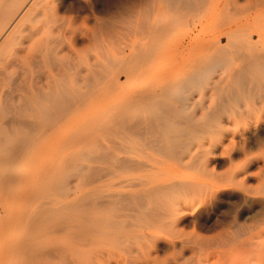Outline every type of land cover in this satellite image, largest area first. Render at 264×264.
Segmentation results:
<instances>
[{
  "label": "rangeland",
  "instance_id": "obj_1",
  "mask_svg": "<svg viewBox=\"0 0 264 264\" xmlns=\"http://www.w3.org/2000/svg\"><path fill=\"white\" fill-rule=\"evenodd\" d=\"M178 1L181 3L180 0ZM183 1L187 2L188 0ZM33 2H38V4L34 6L33 12L30 11L29 20L36 27H40L42 33L37 38L41 42H44V39H48V42L51 41L46 42L54 45L49 46L51 47L49 51L53 52L52 55L48 52L47 56L50 57L48 56L49 58L46 57L44 62L41 60L40 62L38 58L35 59L36 56L32 57V54H38L34 52L38 46H34L33 49L26 48L30 44L26 37L24 40V37H21L12 44H7L6 53L2 55V59H5L0 62H7L8 59L12 60L16 55H21L23 48V51H26L28 55L24 64L20 66L17 63L20 68L16 65L12 67L17 72H13V75L9 76V78L12 77L9 79V83L6 82L8 77L0 75L2 76L0 85L6 90V94L8 93V96L5 95L4 98L12 101L18 94H26L27 87L33 82H35L34 85H41L48 72H51L48 70L49 67L54 69L51 73H57L56 71L62 70L64 66L66 69H70L71 64H73L72 68L77 66L81 70L89 64H93L97 65L99 69L102 67L101 76L105 74L98 87L96 101L91 105L93 107L89 106L78 118L77 123L66 122L67 126L62 131L49 136L50 145L44 161L45 167H34V176L29 180L31 183L28 186L33 187H31L33 190L30 189V192L27 193L30 195L19 197L10 214L1 213V220L10 219V227H7L10 230L7 228L5 232L2 230L1 236L3 237L4 234L11 236V233L15 231V235H12L15 238L11 236L14 246L2 264H23L21 262L24 260L26 262L24 264H42L43 262V264H51V262L52 264H61L57 262H61L65 258L63 261L66 263L64 264H126V244H133L136 236L140 234L139 231L132 229L135 226L131 225V222L126 218L130 213L126 202L129 186L126 184L129 185L128 180L131 176L138 177V173L141 172L142 175L149 174L148 177L145 176L146 179L149 177L150 180L160 178L161 175H157L161 174L163 168L172 165H177L176 167L180 169L181 173L177 176V180L182 184L185 181L184 186L186 187L172 193L173 196L175 195V203L170 211L169 219L166 220L169 221V225L157 230L161 235L160 245L167 247L166 249L163 247V250L168 252V255L158 252L159 256L163 257L161 259L158 256L159 259L168 264H195L198 259L204 257L199 254L201 251L199 247L202 244L211 247L209 252L212 253L217 249L218 244L234 234L235 227L240 226L239 228H241L243 225L245 227H242V232L247 231L246 235L249 234L252 241L261 240L262 242L259 243L264 245V1L197 0L195 2V0H191L192 3H201L204 8H208L206 15L203 16L202 10H200L193 15V19L192 15L185 17V15L182 16L176 12L181 5H177V0H41L40 2L39 0H22L24 4L15 16V23L29 10V6L32 7ZM209 5L216 6L210 8ZM240 19L248 20V25L239 33H234L232 38L235 41L233 42H238L233 43L235 46H230L232 55L229 53L221 59L212 55L210 58V55H206L209 57L208 63L210 60L215 61V58L223 63L211 66L210 71H206L204 79L200 80V84L196 83L190 86L194 89L187 88L186 90L184 88L182 90L176 79L177 73L182 70L178 52L172 53V56L167 59L166 51L159 54V51L156 50L166 46L169 49L170 46L176 47L190 28L195 30L192 36H201L200 30L203 26L210 29L211 36H214L225 31L229 25ZM9 25L10 23L1 32L3 34H0V37H4L8 33L5 32ZM160 28L168 30L161 33L162 29L159 30ZM255 28H259L263 32V40L252 48L243 46L238 52L237 46L243 44L247 33ZM156 30H159L160 34ZM164 33L166 36H161L163 39H160L161 37L158 36ZM155 37L160 40H156ZM239 42L241 43L239 44ZM156 44L160 47L158 46V48ZM11 49L12 51H10ZM240 51L241 54L238 55ZM236 52L237 54H235ZM250 52L253 55H250ZM247 55L250 58L255 57L256 63L248 65ZM37 59L40 63H34L37 62L35 61ZM30 60H34L33 63L30 64ZM174 61L176 63L171 68ZM4 62L3 64L6 65ZM243 62L245 64H242ZM3 64L0 63L2 65L0 70L6 68ZM106 64H109L108 69L105 68ZM67 65L70 66L67 67ZM29 66L30 69H28ZM58 66L61 69L55 70ZM16 67L21 70H16ZM44 68L47 73L46 71L44 73ZM147 68L152 71H148ZM166 68H171L169 74L163 76L156 74V70H165ZM22 71L24 72L22 73ZM2 72L4 73L1 71L0 74ZM17 73L21 74L17 75ZM27 76L33 78V81L28 80ZM126 76H128L127 79ZM5 78L7 80L1 81ZM24 78H27V81ZM162 81L170 82L171 95H176V98L187 96L182 107L183 110H186L181 111L180 109L177 113L180 116H189L188 118L182 117L186 118V121L184 125L180 126L181 129H179L180 127L179 130L177 129L176 133H184L188 127L194 133L192 131V134L190 132L187 135L189 139L188 137L185 139V150L183 149L182 156L177 159L178 163H176V159H169L145 148L134 155L136 160L143 162L140 172L131 175L126 168V160L129 156L126 152V126H128V120L135 108L133 106L132 109H127L129 108L126 103L127 95L133 91L145 89V87L154 89ZM4 85L11 88L6 86L5 88ZM195 85L197 86L195 87ZM214 85L217 86L214 88ZM24 87L27 92L21 91L24 90ZM9 88L13 91L9 92L10 90H8L7 92ZM185 92L189 94L186 95ZM10 101L7 103L12 105ZM149 108L153 109L152 106ZM102 126L105 129H101ZM106 126L110 128L109 135L104 134L107 131ZM186 126L187 128H184ZM95 127L98 128L95 129ZM119 164L121 166H118ZM90 165L96 171L92 170ZM114 166L118 168L115 170ZM203 166H206L205 174L201 171ZM85 168L88 171L84 174L87 178L82 175ZM89 168L95 175L92 178L91 174L88 175ZM107 168H111L110 171L106 170ZM144 168L146 169L144 170ZM77 171L79 174L76 173ZM103 171H107V174ZM157 171L158 174L154 177ZM77 174L80 179L85 178L83 180L88 179V181L86 180V183L79 181ZM38 179L42 182L41 185H39ZM51 179H56L52 183L57 182L56 184L60 187L62 183L63 193L44 191L50 187ZM80 183L82 184L78 186ZM63 188L65 189L63 190ZM77 189L80 190L77 191ZM32 191L38 195L31 194ZM56 194L58 195L55 196ZM77 194L78 196H76ZM50 196L53 197L50 198ZM52 198L58 200L53 203ZM39 199L43 201L50 199L51 201L40 203ZM25 200H27L26 203ZM62 203L65 205L62 206ZM23 204L25 205L22 207ZM61 208H64L65 211ZM32 212H37L39 216H35V219L38 217L37 221H35ZM35 213L34 215H36ZM48 217L51 218L48 219ZM177 217H185L184 222L178 227L173 224ZM39 221H47V223L41 222V224ZM15 224L17 225L15 226ZM32 225L36 227H32ZM14 226L17 228L15 229ZM56 228H59L61 232H58ZM24 229L27 230L25 233ZM56 233L62 237H58ZM73 234L74 236H72ZM25 240L27 243H24ZM36 241L37 243L41 242L37 245L38 247L33 245L37 244ZM30 246H33V249H28L32 248ZM24 248L28 250L24 251ZM56 249H60V252L65 254L53 255L54 252L51 253V250L60 253ZM34 250L45 253H41V256L44 255L42 256L43 260H39L41 257L37 258L38 261L36 260L34 255L39 252ZM26 255L32 259L25 258ZM17 256L19 258L16 259ZM54 256L59 259L56 257L58 260L55 261ZM6 260L8 261L6 262Z\"/></svg>",
  "mask_w": 264,
  "mask_h": 264
},
{
  "label": "bare ground",
  "instance_id": "obj_2",
  "mask_svg": "<svg viewBox=\"0 0 264 264\" xmlns=\"http://www.w3.org/2000/svg\"><path fill=\"white\" fill-rule=\"evenodd\" d=\"M40 1L41 0H39V2ZM192 1H194V0H192ZM196 1L197 0H195V2ZM260 1H264V0H260ZM180 2L181 3H179V1L177 0V5L178 4H181V5H179L178 9L176 7V9H177L176 12H179L180 13L179 15H182V16L185 15V17H186V15H192V18L194 19L193 15L196 14L197 11L199 12L200 10H202V14L204 16V15H206V12L208 10V8H206V7L204 8L202 6L203 4H201V3L195 4V3H192L191 0H188L187 2L180 0ZM24 3H22V0H0V34L1 35L3 34L1 32L10 23L9 27L6 29V32H5V33H7V32L8 33L4 37H0V61L5 59V58L2 59V55L6 53V50H7L6 45L12 44L14 41L21 39V37H24L23 40L26 37L28 39V43L30 42L29 46H27L26 48L33 49L34 46H38L36 48V50L34 49V52L35 53L37 52L38 54L37 53H36L37 55L32 54V57L36 56L35 59L38 58L39 61L41 60L42 62H44L46 60V57L49 56V55L47 56L48 52L50 55H52L51 53L53 51H49V48L51 49V47H49V46H54V45L48 44L49 42H51V41L48 42L47 41L48 39L47 40L44 39L45 40L44 42H46V41L48 42V43L46 42L48 44L47 45L46 43L41 42L37 38V36L40 33H42V31L40 30V27L39 28L36 27L29 20V17H28L30 14V11L34 10L33 8L35 5L38 4V2H33L32 7L29 6V10L26 11L24 16L21 17L19 20H17L15 23V20H16L15 16H16L17 12L21 9V7ZM177 5H175V6H177ZM209 6H210V8H215L216 5H209ZM255 7H257V6L255 5ZM178 10H180V11H178ZM247 25H248V20H241L240 19V20H237L236 22H234L232 25H229L225 29V31L221 32L220 34L214 35V36H211V34H210L211 30L210 29L203 26L200 30L201 36H198V37L192 36V33L195 30H194V28H190L189 31H187L186 34L184 35V38L180 39V41L178 42L176 47L170 46L171 48L169 49V47L166 46V47H161L160 50H156V51H159V54H162L163 52L166 51L168 54L167 59L172 56V53L178 52V54H179L178 58L180 59L179 61H180L182 70H181V72L177 73L176 77L177 76L178 77L177 78L175 77V78L177 79V81L179 83V84L178 83L177 84L179 86L181 85L182 90L184 88H186V90H187V88H190L191 85H194L196 83H197V85L200 84L199 83L200 80L202 78L204 79V77H205L204 75L207 74L206 71L207 70L210 71L211 66H218L219 64H222L223 62L220 63L219 59L223 58L224 56H227V54H229V53H230V55H232L231 51H230L232 49L230 46H232L233 43L238 42V41L233 42L235 40L232 37H233L235 32L239 33L240 30L245 29ZM24 26H26V27L24 28ZM160 27H162V26H160ZM162 28H160L159 30H161ZM45 29H46V27H45ZM45 29H44V31H45ZM159 30H156V31H158V34H160V32L161 33L165 32L168 29H166V30L162 29V31H160V32H159ZM164 34H161L158 37L159 38L161 36L165 37L166 34L165 35ZM159 38L156 39V37H155L156 40H158ZM160 39H163V38L161 37ZM262 40H263V32L259 28H255L252 31L247 33L245 41L243 42V44L238 45V46L236 45L237 46L236 50L238 51L239 49H242L243 46L246 48H252L255 45L259 44ZM158 41H156V42H158ZM160 42H162V41H160ZM16 43H18V42H16ZM240 43L241 42H239V44ZM19 44H20V42H19ZM57 45L59 46V44H57ZM158 46L159 45H157V47ZM233 46H235V45H233ZM10 47H12V46L10 45ZM229 47H230V49H228ZM106 49H107V47H106ZM23 50H24V48L21 49V55L20 54L16 55L14 57V59H12V60L8 59V61L6 60L7 62H4V61L0 62L1 64H3V62L6 63V65L3 64L4 67L6 66V68L4 70L3 69L0 70V72L4 71V73L2 72L0 75H2L3 77H8V80H7V78H5L1 81L4 82L5 80H7L6 82L9 83V79L12 78V77L9 78V76L11 74L13 75V72L14 73L17 72V71H14L12 69V67L14 65L19 67L18 64L21 66V64H24L26 62L28 53L26 51H23ZM10 51H12V49ZM235 54H237V52ZM240 54H241V51H240V53H238V55H240ZM206 55H210L209 56L210 58L212 55L213 57L215 56L219 59L217 60L215 58L214 59L215 61L210 60V63H208L209 57ZM250 55H253L252 52H250ZM6 56H7V54H6ZM48 58H47V60H48ZM248 58H249V59H247L248 65H252V64L256 63L255 57L250 58V56H248ZM31 59H34V58H31ZM38 59L35 60L37 62H34V63H40L41 61L38 62ZM104 59H106V58L104 57ZM204 59H206L207 61ZM32 61H34V60H30L29 63L30 64L33 63ZM109 61H110V59H109ZM175 63H176V61H174L172 63L171 68L174 67ZM41 64H43V63H41ZM109 64H106L105 68L107 67V69H108ZM242 64H245V63L243 62ZM63 65H65V64H63ZM71 65L73 67V64H71ZM0 66H2V65H0ZM37 66H39V65H37ZM69 66L70 65H67V67H69ZM17 67H16V70L18 69ZM39 67L42 68V66H39ZM59 67L60 66L55 68V70L61 69V67L60 68ZM72 67L70 66V69H68V68L66 69L64 66L62 68V70L56 71L57 73H55V72L51 73L52 70H54V69H50V67H49L48 70L49 71L51 70V72H48V74L45 76L42 84L41 85H34L35 82H33L32 85H30L29 84L30 82L27 83V84H29L28 87L26 86L28 89V92H27V90H25V87H24V90H21V91H26L27 92L26 94H20L19 95L18 94L19 91H18L17 92L18 96L15 95L17 98L14 96L16 99V102H15V99H13L14 97L13 98L9 97V98L13 99L12 101L6 100L5 99L6 97L4 98L5 95L8 96L7 95L8 93L6 94V92H5L6 90L3 88V86L0 85V216H1V213H3V212L10 214V212L15 207L17 199L21 196H26L27 193L30 192V189L33 188L32 186L28 187L31 183L29 180L34 176V172H35L34 167L35 166L45 167L44 161L46 159V154H47V151H48V148L50 145L49 136L51 134L62 131L67 126L66 122H69V124L75 123L78 120V118L81 116V114H83L89 108V106H90V108L93 107L91 105H93L94 102L96 101L98 87L101 84V80H103L102 76L105 74L104 73L101 76L102 67H100V69H99V68H97V65L94 66L93 64H89L84 69L82 67H80L83 70L78 69L77 66H76V68H72ZM240 67H241V64H240ZM1 68H3V67H1ZM9 68H11V69H9ZM30 68L31 67L29 66L28 69H30ZM171 68H166L165 70H162V69L156 70L157 71L156 74H158V76L167 75L171 72ZM23 69H25V68L23 67ZM28 69H25V70H28ZM33 69H35V68L33 67ZM44 69H43L44 73H45V71L47 73V70L46 69L44 70ZM239 69H237V70H239ZM20 70L18 69V71H20ZM104 70L107 71L106 69H104ZM147 70L152 71L148 68H147ZM31 71H32V69H31ZM34 71H36V70H34ZM23 72L24 71H22V73ZM106 73L109 74L108 72H106ZM19 74H21V73H19ZM19 74L17 73V75H19ZM42 75H43V73H42ZM2 76H0L1 77L0 79H2ZM29 76L31 77L32 75H29ZM29 76H27V78H29ZM99 76L102 78H100ZM27 78H24V79H26V81H27ZM127 78H128V76H126V79ZM30 79L31 78H29L28 80H30ZM32 79H31V82L33 81ZM41 79H42V77H41ZM219 80H221V79H219ZM36 81L38 82V80H36ZM163 81H165V80H163ZM163 81L158 87H156L154 89L150 88V87H148V88L145 87V89L136 90L135 92L133 91L132 93L127 95V102L126 103H127V107H129L127 109H132L133 106L135 108V111H134V109L132 110V116L128 120V126H126V144H127L126 152L129 155L128 159L126 160V168L128 169V171L130 172L131 175H133L134 173H136L138 171L140 172V170H141L140 168L142 167L143 162L139 161L138 159L136 160L134 155L137 152H141L145 148H148V149H150V151L155 152L159 155L162 154L169 159H174V160L176 159L175 161H176V163H178L177 159H179L180 156H182L181 155L183 153L182 151L185 148L184 147L186 144L185 139L188 137L187 135L190 132H191L190 134H192L193 130L190 129L189 127L187 128V126L184 128H187L188 132L187 131H185L184 133L182 132L181 133L182 135L176 133L177 129L180 126H182V124L184 125V122L186 121L185 120L186 118L184 119L182 117L188 118V116H189V115L180 116L177 113L180 109H181V111L183 110L182 109V107L184 105L183 102L187 100V96H185V97L178 96L176 98L175 97L176 95L175 96L171 95L170 89L172 86H171L170 82H167V81L163 82ZM12 82L14 83V81H12ZM201 83H203V82H201ZM9 85L11 86L13 84H9ZM197 85H195V87ZM5 86L10 87L8 85H4V87ZM216 86L217 85H214V88ZM22 87H21V89H22ZM181 87H179V88H181ZM10 88L7 89V92H8V90H10L9 92L13 91ZM191 89H194V88H190L189 90H191ZM182 90H180V91H182ZM21 91L19 93H21ZM22 93H24V92H22ZM187 93L185 92L186 95L189 94V93L188 94ZM190 94H191V92H190ZM8 101L12 102V105L8 104L7 103ZM13 101H14V103H13ZM151 106L153 109L149 108ZM136 108H137V110H136ZM185 110H183V111H185ZM186 112H184V113H186ZM181 113H183V112H181ZM127 114H129V112H127ZM126 118H128V117H126ZM187 122H188V119H187ZM119 125H122V124H119ZM199 125H201V124H199ZM199 125H197V126H199ZM123 127H124V125H123ZM199 127H201V126H199ZM96 128H98V127H95V129ZM101 129H105V127L102 126ZM109 129L110 128L107 127V129H106L107 131L104 134L109 135L108 134ZM179 129H181V127ZM182 130H184V129L182 128ZM193 133H194V131H193ZM101 134L103 136V133H101ZM107 135L106 136L104 135V136L107 137ZM188 139H189V137H188ZM187 142H189V140H187ZM64 160H65V158H64ZM90 161H92V160H90ZM71 163H73V162H71ZM186 164H190V163H186ZM191 164H193V163H191ZM118 166H121V165L119 164ZM176 166L177 165H172V166L163 168L164 170L162 172H160L161 174H158V171H157V173H155L154 177L156 176V174H158L157 176L161 175L160 178H157V179L152 178L153 180H150L151 179L150 177L148 179H146L145 176H147V175L149 176V174L142 175L143 173L141 172L142 174L138 173V175H139L138 177L131 176L130 179L128 180L129 185L128 184H126V185L129 186V194H128V197L126 199V202H127V207L130 210V213L127 214L126 218L131 222V225L135 226V228H136V229L135 228H132V229H134V231H136V230L139 231L140 234L136 236V240L134 241L133 244H130V245L126 244V254H127L126 264L128 262H130L131 264H164L165 263L164 261L161 260V259H163V257L159 256L158 252L166 253V250H163V247H164V249H166L167 247L165 248V246L162 247V245H160L161 235L157 230L160 228H163L164 226L169 225V221H166V220L169 219V216L171 215L170 211L173 209L174 203H175L174 202V199H175L174 196L175 195L173 196L172 193L177 189H183L184 187H186V186H184L185 181L182 184L181 182H179L177 180V176L179 175V173H181V171ZM69 167H71V166H69ZM90 167H92V170H95V169H93L94 168L93 166L90 165ZM114 167H116V166H114ZM86 168L84 169L85 171L83 170L82 175H84L85 172H88ZM98 168H100V167H98ZM117 168L118 167H116L114 169L116 170ZM119 168H121V167H119ZM183 168L186 169V167H183ZM110 169L111 168H107L106 170L110 171ZM145 169L146 168H144V170ZM88 170H90V168ZM56 171H58V170H56ZM80 171H82V170H80ZM104 171H105V169H104ZM201 171H202V173L205 174L207 172L206 166H203ZM60 172H62V171H60ZM66 172H69V171H66ZM78 172L79 171H77L76 173H78ZM151 172H152V170H151ZM42 173H44V172H42ZM42 173H39V174H42ZM58 173H59V171H58ZM92 173L93 172H91V170H90L88 175H90V174L93 175ZM96 173H94V174H96ZM104 173L107 174V171ZM44 174L46 175L47 173H44ZM78 174H77V177H79ZM45 175H43V176H45ZM91 175H90L91 178L95 176V175H93V176H91ZM45 177H44V179H45ZM84 177L87 178L86 175H84ZM85 178H83V179H85ZM127 178H129V177H127ZM79 179H80V177H79ZM83 179H80L79 181L85 182V183L88 181V179H86L87 181L83 180ZM55 180L56 179L52 180L51 182L49 181V182L52 183L53 181L55 182ZM37 181H39V179ZM230 181H232V180H230ZM39 182H38V184H39ZM41 183L42 182H40L39 185H41ZM50 183H49L50 187L44 191H46V192H49V191L53 192L54 191L58 194L63 193L62 188H61L62 183L60 184L61 187L56 184L57 182L52 183V184H50ZM85 183H83V184H85ZM36 184H35V186H37ZM45 184H47V182H45ZM81 184L82 183H80L78 186H80ZM226 184H228V183H226ZM32 185H34V184H32ZM41 187H43V186H41ZM43 188L45 189V187H43ZM38 189H41V188H38ZM64 189L65 188H63V190ZM185 189H187V188H185ZM78 190H80V189H77V191ZM44 191H42V192H44ZM181 191H183V190H181ZM181 191L180 192L178 191V193H181ZM32 192H31V194H34V192L33 193ZM42 192H40V193H42ZM66 192H65V195L67 194ZM36 193H37V190H36ZM45 194H47V193H45ZM58 194H56L55 196H57ZM174 194H177V193H174ZM28 195H30V194H28ZM28 195H27V197H28ZM34 195H38V194H34ZM76 196H78V194ZM27 197H25V198L27 199ZM29 197H32V196H29ZM51 197H53V196H50V198ZM34 198H35V196H34ZM54 198H52V200H54ZM42 199H39L40 203L44 200V199L43 200ZM28 200H30V199H28ZM48 200H50V199H48ZM48 200H45L43 202H46ZM55 200H58V199H55ZM55 200H54V202L53 201L52 202L55 203L56 202ZM59 200H61V199H59ZM26 201L27 200H25L24 202L26 203ZM39 201H37V202L39 203ZM38 203H36V204H38ZM24 205L25 204H23L22 207ZM63 205H65V204L62 203V206ZM35 206H37V205H35ZM25 207L28 208L27 206H25ZM48 207H46V208H48ZM61 209L64 210V208H61ZM24 211H26V210H24ZM44 211H45V209H44ZM55 211H57V210H55ZM64 211H61V212L64 213ZM26 212H28V211H26ZM37 212H39V211H37ZM37 212L36 213L32 212L34 219H35V216H38ZM53 212H54V210H53ZM34 213L36 215H34ZM55 213H53V214H55ZM13 214H14V212H13ZM21 214L24 215L23 212H21ZM48 215H50V214H48ZM21 217H23V216H21ZM38 217L36 218L37 220H38ZM49 218H51V217H48V219ZM184 218L185 217L175 218L173 221V224L176 227H178L180 224H182L184 222L183 221ZM34 219H33V222H34ZM36 219H35V221H37ZM43 219H45V218H43ZM9 220L6 219L3 221V220H1V217H0V264H2L3 261L5 260V258L10 255V251H11L12 247L14 246V242L12 241V237H14V236H12V235H15V231H13L14 233L13 232L11 233L12 237L10 235L6 236L5 234L3 237L1 236V231L4 230L3 232H5L6 228L10 227L9 226ZM45 220H47V219H45ZM1 221H3V222H1ZM41 222L47 223V221H41ZM170 222L172 223V221H170ZM20 223H21V221H20ZM17 224H19V222ZM17 224H15V226ZM15 226H14V228L16 229L17 227H15ZM33 226H35V225H32V227ZM61 227H64V226H61ZM239 227H235V229L233 230L234 234L232 236L226 238V240L224 242H221L220 244H218L216 246L217 249H215V251L213 250L214 252H212V253L209 252V248H211V247H209L207 245L205 246L204 244H202L199 247V249L201 251H200V253L199 252L198 253L200 255H204V257L201 259H198L195 264H264V245L262 243H259L262 241L259 240L258 238H256V240H259L257 242H254V240L252 241L251 240L252 238L249 237V234H248V236L246 235L247 231L245 233L242 232L243 230L241 231L242 227H245V226L243 225V226H241V228H239ZM64 228H61V229H64ZM56 229H53V230H56ZM8 230H10V229H8ZM57 230H58V232H61V231H59V228ZM26 231L24 229V233ZM41 234H43V233H41ZM44 235H45V233H44ZM49 236H51V235H49ZM59 236L60 235H58V237ZM64 236H66V235H64ZM72 236H74V234ZM60 237H62V236H60ZM251 237H254V236H251ZM37 238H38V236L36 237V239ZM126 240H128V239H126ZM14 241H16V240L14 239ZM26 241L27 240H25L24 243H27ZM36 243H37V241H36ZM39 244H41V242L37 243V244H33V245L37 246ZM42 244H44V243H42ZM212 245L213 244H211V246ZM44 246H46V245H44ZM30 247H32V248H28V249H30V250L33 249V246H30ZM37 247H36V249H37ZM212 247H214V246H212ZM24 249H25L24 251L28 250L27 248H24ZM34 249H35V247H34ZM50 249H54V248H50ZM50 249H49V251H50ZM46 250H48V249H46ZM56 250H59V252H60V249H56ZM34 251L39 252L36 250H34ZM56 252L57 251H55V250L54 251L51 250V253H53V255L60 254L59 256H61L62 254H65L64 252L63 253L62 252L56 253ZM41 253L39 252L38 254L34 255L36 260H37V258H39V257L42 258V256H44V255L41 256ZM156 253H158V254H156ZM167 253H166V255H168ZM29 254H30V252H29ZM42 254H45V253L43 252ZM104 254H106V252ZM163 255L165 257H167L165 254H163ZM102 256L104 257V255H102ZM158 256L161 257V259H159ZM19 257H20V255H19ZM19 257L17 256L15 258L17 259ZM56 257L57 256H54L55 261H57L59 259V257H57L58 259H56ZM65 257H67V256H65ZM25 258L29 259L31 257L26 255ZM41 258H39V260H43V258L42 259ZM65 259H62L61 262H57V263L64 264V263H66L63 261ZM101 259L103 260L102 257H101ZM48 260H49V258H48ZM7 261L8 260H6V262ZM55 261H54V263H55ZM21 263L24 264L26 262L24 260V262H21ZM51 264H52V262H51ZM69 264H71V263H69ZM165 264H168V263H165Z\"/></svg>",
  "mask_w": 264,
  "mask_h": 264
}]
</instances>
